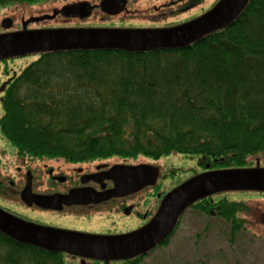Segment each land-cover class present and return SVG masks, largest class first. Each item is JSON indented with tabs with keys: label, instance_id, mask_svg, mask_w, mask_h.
Listing matches in <instances>:
<instances>
[{
	"label": "trees",
	"instance_id": "trees-1",
	"mask_svg": "<svg viewBox=\"0 0 264 264\" xmlns=\"http://www.w3.org/2000/svg\"><path fill=\"white\" fill-rule=\"evenodd\" d=\"M51 1L0 0V8L12 6L13 12ZM59 15L63 27L87 20L76 23L62 10ZM34 23L14 29L49 27ZM17 58L0 61V67L6 71L7 62ZM2 98L0 132L22 156L81 162L183 154L197 156L196 174L263 167L264 0H249L228 26L183 47L39 52L18 70ZM228 193L190 206L206 213L215 208L231 223V241L245 224L264 227V203L260 217L240 218L252 209L224 199ZM67 258L0 231V264H68Z\"/></svg>",
	"mask_w": 264,
	"mask_h": 264
},
{
	"label": "water",
	"instance_id": "water-1",
	"mask_svg": "<svg viewBox=\"0 0 264 264\" xmlns=\"http://www.w3.org/2000/svg\"><path fill=\"white\" fill-rule=\"evenodd\" d=\"M248 1L220 0L213 9L192 21L156 29L76 26L12 31L14 20L7 16L1 22L4 31L0 32V61L24 54L66 49L144 51L183 47L207 33L228 26L245 9ZM127 4L128 0H100L90 5L81 0L80 3L66 4L61 10L64 16L71 17V21L80 22L90 18L95 7L99 6L104 14L115 17L124 11ZM122 8L124 9L121 10ZM5 88L6 83L0 87V93ZM111 169L108 176L113 177L116 183L111 195L122 196L131 190H139L155 183L154 167L115 165ZM146 172H149L152 182L143 178ZM239 190L264 191V167L211 170L196 174L163 198L159 210L146 226L126 235L95 237L41 226L13 216L2 208L0 231L18 241L47 250L85 256L83 259H124L146 253L164 241L174 230L182 212L196 201L217 193ZM70 198L72 197L63 199ZM42 200L44 198L36 202L41 204Z\"/></svg>",
	"mask_w": 264,
	"mask_h": 264
},
{
	"label": "rangeland",
	"instance_id": "rangeland-1",
	"mask_svg": "<svg viewBox=\"0 0 264 264\" xmlns=\"http://www.w3.org/2000/svg\"><path fill=\"white\" fill-rule=\"evenodd\" d=\"M55 1L56 0H53L47 4L37 3L21 8L16 7L13 12H11L13 10V8H11L12 6L0 8V20L4 19L3 16H7L4 15V12H11L9 17L14 20V25L16 27L19 24H27L29 21H34L36 26H38L36 23L46 22L50 28L63 27V24H58V20H62L59 11H61L65 4L74 2L80 3L81 0H59V3ZM84 1H87L92 5L98 3L100 0ZM217 1L218 0H195L192 2L189 0L187 2L184 0H182V2L181 0H128L129 4L125 9H121H124V11H121L122 13L120 15L110 17L101 13V11H97V9H99L98 7L96 11H92L90 18H88L83 24L88 27H91V24H93L92 27L140 28L138 26L145 27L149 24L148 22L165 25L167 22L175 19L177 23H181L207 12L214 7ZM158 11L162 12V15L146 18L147 13L154 12L156 14ZM179 13L180 15H178ZM171 14L172 16L168 17ZM161 16H163L164 19H161ZM16 27L14 30L17 29ZM37 58L38 55H27L10 60L6 64L8 68L6 71V68L3 69L1 65L0 82L5 80L7 76H12L11 73H13V71L23 69L28 63ZM4 73H6V75ZM2 113V105L0 102V117ZM0 147L5 149L9 156H12L15 153L14 146L2 136L1 132ZM8 159L9 165L7 166H4L7 162L5 159L0 161V165L4 167L3 170H0V177L7 176L11 172L13 173L15 171V168H13L14 165L17 164L18 166L20 164L16 157ZM119 159H126L127 161H142L144 159L152 160L160 169L157 172L159 176L156 175L158 177V183H161V185L157 187L160 191L166 188L170 190L178 182L191 177L194 173L196 174V170L198 171L201 169L197 163V156L191 157L183 154H173L157 159H151L150 157L143 155H140L137 158L110 156L81 162H99L108 160L114 162ZM55 160H57V162H55ZM39 161H41V166L47 165L48 167L59 162H64L61 158H40ZM166 168L168 171H163ZM169 171H171V173ZM163 177H165V179L162 181ZM154 199L155 198H153L152 209H155L156 206H158L157 204L155 205ZM213 199H215L214 201H218V199L223 198L214 197ZM224 199L243 202L251 207V211H245L244 213L239 214L240 218L247 217L250 219V214L253 216L257 214L260 217L258 212L264 201L256 200L264 199V196L251 192L237 191L228 193ZM0 202L3 203L1 199ZM213 206L216 207L215 205ZM214 209L211 211H215ZM260 219L262 222V218ZM100 221L106 223L105 221L108 220L101 218ZM178 221L179 223L177 222L178 225L176 224L177 227L175 226L176 228L173 231V235L168 240V243L156 247L148 252L147 256L137 260L134 264H264L263 226L259 225V228H256L245 224L239 235L234 241H231V223L225 220L224 217L217 212H201L196 209L195 206H190L182 212ZM109 222H111V220H109L108 223ZM131 222V220L126 221L124 219H119V222L115 221L117 225L119 223L120 227L123 226L125 228L129 226L128 224L133 225ZM67 263L78 264L69 258H67Z\"/></svg>",
	"mask_w": 264,
	"mask_h": 264
},
{
	"label": "flooded vegetation",
	"instance_id": "flooded-vegetation-1",
	"mask_svg": "<svg viewBox=\"0 0 264 264\" xmlns=\"http://www.w3.org/2000/svg\"><path fill=\"white\" fill-rule=\"evenodd\" d=\"M184 1L187 2L188 0ZM189 1L192 2L195 0ZM151 14L155 13H147V16L145 15L146 18L158 17V15H162V12L158 11L155 15ZM201 15H197L181 23H177L174 19L165 25L148 22L149 24L145 27H138L148 29L168 28L187 23ZM171 16L172 14L168 17ZM161 19H164V17L161 16ZM27 55L29 54L20 55L19 57ZM17 73V71H13L12 76H7L5 80L0 82V86L4 82H7L5 90L0 93V101L3 99L2 96L9 83L16 77ZM14 157L18 158L17 161L20 164L18 166L17 164L14 165L13 168H15V171L13 173L11 172L7 176L0 177V199L4 203L0 202V208L22 220L41 226L95 237L121 236L143 228L153 219L161 206L163 198L174 188L196 175L193 172L194 174L191 177L181 180L170 190L166 188L160 191L157 189L161 185V183H158L157 177L159 176L157 172L160 169L150 159H144L142 161L119 159L114 162L109 160L99 162H69L62 159L64 162H59L48 167L47 165L41 166L40 158L22 156L16 150L12 156H9L6 150L0 147V161L2 159L7 161L4 166L9 165L8 158ZM115 165H145L154 167L157 175L155 183L145 185L139 190H131L122 196L111 195L116 183L115 179L108 175L112 170L111 168ZM0 167V170L4 169L1 165ZM163 171H168V169L166 168ZM169 172L171 173V171ZM143 178H148L152 182V177L149 172H146ZM164 179L165 177L162 178V181ZM125 183L127 184V182ZM135 187L136 185L133 188ZM69 196L72 198L69 200L63 199ZM41 198H44V200L41 201V204H38L37 202ZM153 198H155V205H158L155 209H152ZM101 218H105L108 221L111 220V222L108 223V221H105L106 223H102L100 221ZM119 219L131 220V224L133 225L128 224L129 226L127 228L120 227L119 223L118 225L115 223V221L119 222ZM148 252L124 259L109 260L83 259L82 257L85 256L75 255L69 252H63L62 256L68 257L78 264H82L83 261L85 264H134L137 260L147 256Z\"/></svg>",
	"mask_w": 264,
	"mask_h": 264
}]
</instances>
